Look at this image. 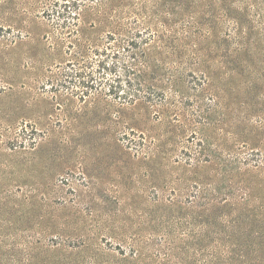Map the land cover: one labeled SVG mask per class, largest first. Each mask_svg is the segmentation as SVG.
<instances>
[{
  "label": "rangeland",
  "instance_id": "374dc122",
  "mask_svg": "<svg viewBox=\"0 0 264 264\" xmlns=\"http://www.w3.org/2000/svg\"><path fill=\"white\" fill-rule=\"evenodd\" d=\"M168 3L107 5L158 28L165 7L180 12ZM39 10L0 0V264H201L200 249L239 258L264 225V0L196 2L199 27L216 21L208 41L175 18L171 63L192 69L195 91L164 79L157 116L42 92L55 57ZM22 124L35 128L33 145H12ZM193 132L210 144L189 163Z\"/></svg>",
  "mask_w": 264,
  "mask_h": 264
},
{
  "label": "trees",
  "instance_id": "16d2710c",
  "mask_svg": "<svg viewBox=\"0 0 264 264\" xmlns=\"http://www.w3.org/2000/svg\"><path fill=\"white\" fill-rule=\"evenodd\" d=\"M198 1L168 0L170 5L178 4L180 12L174 13V8L165 7L163 17L154 19L160 24L157 28L149 25L138 13L117 9L120 5L116 8L108 6V0H32L46 22L48 32L44 39L55 57V63L47 70L42 92L53 97L67 95L79 102L97 98L118 107L142 104L157 116L167 103L162 86L164 79L166 85L176 79L186 84V92L195 91L193 82L196 77L192 69L179 72V67L172 64L171 59L181 42L174 34L176 17L183 19L181 27L194 29L193 33L204 35L207 41L216 28L215 20L202 28L194 21ZM219 11L226 17V8ZM205 12L215 19L211 6L205 8ZM189 33L185 31V36ZM205 74L200 72L201 77H206ZM34 134L32 126L19 125L10 130L11 143L14 146L33 145ZM123 137L127 143L137 145ZM137 141L141 144L143 137L137 136ZM207 141L197 137V132L191 133L181 150L186 161L198 162L201 151L210 144ZM197 193L204 203L205 193L196 188ZM255 228L240 245L243 254L239 258L208 257L200 249L197 251L199 262L264 264V225Z\"/></svg>",
  "mask_w": 264,
  "mask_h": 264
}]
</instances>
